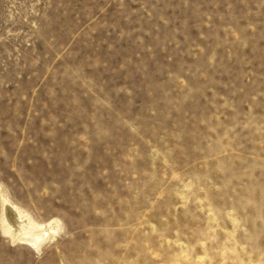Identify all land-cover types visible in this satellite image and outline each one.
<instances>
[{
    "label": "rangeland",
    "instance_id": "obj_1",
    "mask_svg": "<svg viewBox=\"0 0 264 264\" xmlns=\"http://www.w3.org/2000/svg\"><path fill=\"white\" fill-rule=\"evenodd\" d=\"M0 264H264V0H0Z\"/></svg>",
    "mask_w": 264,
    "mask_h": 264
},
{
    "label": "bare ground",
    "instance_id": "obj_2",
    "mask_svg": "<svg viewBox=\"0 0 264 264\" xmlns=\"http://www.w3.org/2000/svg\"><path fill=\"white\" fill-rule=\"evenodd\" d=\"M24 216H26V215H24ZM40 227H42V226H40V224H37V223L30 221V220L28 221V223H23V227H22L24 230V233L26 235H28L27 240H29L31 243H33L37 246H39L40 242L44 239V237L47 234L46 233L44 236V232H46V230L43 232V231L39 230Z\"/></svg>",
    "mask_w": 264,
    "mask_h": 264
}]
</instances>
